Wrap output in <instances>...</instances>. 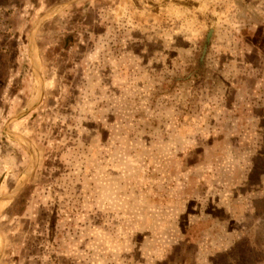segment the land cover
Here are the masks:
<instances>
[{"label":"rangeland","instance_id":"374dc122","mask_svg":"<svg viewBox=\"0 0 264 264\" xmlns=\"http://www.w3.org/2000/svg\"><path fill=\"white\" fill-rule=\"evenodd\" d=\"M0 264H264V0H0Z\"/></svg>","mask_w":264,"mask_h":264},{"label":"crops","instance_id":"0c3cea01","mask_svg":"<svg viewBox=\"0 0 264 264\" xmlns=\"http://www.w3.org/2000/svg\"><path fill=\"white\" fill-rule=\"evenodd\" d=\"M77 5V4H76Z\"/></svg>","mask_w":264,"mask_h":264}]
</instances>
